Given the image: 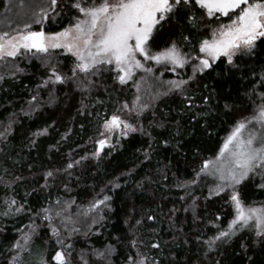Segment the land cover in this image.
Masks as SVG:
<instances>
[{
  "label": "trees",
  "instance_id": "1",
  "mask_svg": "<svg viewBox=\"0 0 264 264\" xmlns=\"http://www.w3.org/2000/svg\"><path fill=\"white\" fill-rule=\"evenodd\" d=\"M26 1L31 6L27 9L13 1L11 14L2 17L0 33L23 30L25 23L34 31L56 32L78 14L70 8L71 0H61L59 14L49 12V19L37 24L40 9H47L50 0H18ZM8 2L0 0V19ZM194 11L198 18L203 16L195 27L188 22L191 13L186 10L162 22L152 50L175 41L191 57L218 23L228 22L227 17L218 21L204 16L198 6ZM74 62L70 54L49 50V54L14 57L10 65L0 68V127L11 125L6 137L0 138V264H14L13 258L15 264H40L42 257L55 264L52 256L62 247L71 253L70 264H83L81 256L93 264L94 250L108 245L115 247L111 264H126L128 255L137 251L147 258L146 264L153 260L158 264H264V243L250 228L217 241L209 250L206 241L227 229L233 210L227 190L210 194V177L197 176L204 160L217 155L236 122L261 103L264 86L258 81L264 72V43L258 42L255 55L236 59L235 66L221 58L212 69L197 72L184 86L191 105L179 91H169L172 86L155 81L170 78L161 67L141 88L139 100V76L121 84L111 69L87 78L77 73L64 83L42 86L53 65L70 77ZM192 68L187 63L174 76L188 80ZM33 96L41 103L29 110ZM133 102L138 113L128 120L136 130L113 135L99 157L94 156L104 120ZM44 128L46 133L33 135ZM48 171L54 176L46 178ZM262 183L264 175L255 174L237 185L245 205L264 204ZM104 196L111 199L92 209ZM11 199L17 203L9 209ZM20 205L23 209L16 212ZM53 228L59 229L58 235H53ZM26 232L31 233L26 249H15L17 241L24 243ZM58 239L63 243L58 244ZM133 239L143 243L132 248ZM155 243L160 247H151Z\"/></svg>",
  "mask_w": 264,
  "mask_h": 264
},
{
  "label": "snow or ice",
  "instance_id": "2",
  "mask_svg": "<svg viewBox=\"0 0 264 264\" xmlns=\"http://www.w3.org/2000/svg\"><path fill=\"white\" fill-rule=\"evenodd\" d=\"M197 6L203 11L204 16L218 21L221 17H227L228 22L218 23L211 30V38L200 41L199 52L203 55L193 58L199 63L193 65V75L188 80L168 81L172 86L169 91H179L191 105L192 97L186 95L184 86L195 79L197 72L203 73L206 69H212L214 63L222 57L226 59L227 64L235 66L236 59L244 55H255L258 42L264 43V0H71L70 8L75 9L78 14L74 18L75 22L61 31L45 32L43 28L34 31L30 24L25 23L23 30H14V34L7 31L0 33V59L5 56L16 57L18 54L36 56L40 53L49 54L50 49H65L75 57L74 66L70 69L71 76L62 74L53 65L51 75L42 82V86L45 87L57 82L64 83L68 79L75 78L77 73L84 74L85 78L89 74L98 75L102 70H110L106 66H114L116 79L121 84H126L132 79L134 69L152 72V68L145 67L138 57L157 64H171L172 71H175L176 67L183 68L189 62V57L180 50L178 44L172 41L169 46L158 51L152 50V44L159 28L163 27L162 22L169 21L182 10L191 13L187 16V20L195 27L197 19H203V16L199 18L196 16L194 9ZM58 8L63 9L61 0H50L48 8H41L38 19L34 22L42 24L49 19V12L58 15L56 11ZM184 40H189V37L185 36ZM258 84L264 86V72L260 74ZM84 88L87 89L86 84ZM164 95H167V92ZM259 98L261 103L255 106L252 114L236 122L216 158L204 160L200 169V173L207 172L220 181L214 190L215 194L224 192L228 188L232 189L229 198L235 207V217L230 221L227 229L220 230L218 235L206 241L209 250L213 249L217 241L230 239L238 230L246 227H253L256 236L260 238L258 242L264 243V205L259 207L245 205L240 192L236 189L237 185L250 176L264 175V93H260ZM36 99V96L32 97L33 101ZM208 99L205 96L204 102L207 103ZM142 107L146 108L147 105ZM225 108H230V105L225 104ZM10 127L11 125L0 131V137H6ZM103 128L104 132L100 135L105 138L96 141L98 148L93 153L96 157H99L100 152L108 144V134L117 129L121 130V135L136 130L133 125L116 114L104 120ZM47 131L48 129L44 128L33 135H41ZM32 143L34 144L35 141ZM67 167L72 168L73 163H69ZM200 173H197V176ZM53 176V171L45 174L46 178ZM259 187L264 188V183ZM211 193H213L212 189H210ZM110 199L109 196H104L102 200H96L91 208L96 209L98 205H104ZM16 203L15 199H11L8 202L9 209ZM22 209L23 205H20L15 210L20 212ZM3 214L7 215L8 212ZM56 214L60 215L61 212L58 211ZM46 219L50 220L51 216H46ZM148 219L154 217L148 216ZM140 223L141 221H136V224ZM52 231L53 235L59 234L57 228H53ZM22 240L23 244L17 241L13 247L25 250L31 240V233H24ZM57 243L63 242L58 239ZM141 243L143 241L133 239L131 247L137 248ZM151 247L159 248L160 245L155 243ZM114 252L115 247L112 245L106 246L103 250H94L96 261L93 264H111L110 258ZM70 257L71 253L62 247L55 252L52 260L55 264H70ZM13 259L15 264V258ZM146 259L137 251L135 256L128 255L126 264H146ZM81 260L83 264H89L83 256ZM40 264H48V262L42 257ZM152 264L158 262L153 260Z\"/></svg>",
  "mask_w": 264,
  "mask_h": 264
},
{
  "label": "rangeland",
  "instance_id": "3",
  "mask_svg": "<svg viewBox=\"0 0 264 264\" xmlns=\"http://www.w3.org/2000/svg\"><path fill=\"white\" fill-rule=\"evenodd\" d=\"M13 1L14 0H9V2H8V6H7V8L4 10V12H3V14H2V16H1V19H0V22L1 23H5L4 21H3V18L2 17H7V16H9V14H11V12H12V10H11V8L13 7ZM17 3L20 5V7H22V8H24V9H27L28 7H31L30 6V4H28L27 3V1L25 2V3H20V2H18V0H17ZM75 22V21H74ZM73 22V23H74ZM1 25V24H0ZM68 27V26H67ZM61 31V30H60ZM10 34H14V32L13 33H10ZM211 38V33H210V35H209V37H208V39H210ZM54 50H56V51H61L62 53H66V54H70L71 56H72V54L71 53H69V52H67L65 49H62V48H59V49H50V51H54ZM197 55H203L202 53H200L199 52V47H198V51H197V53L195 54V55H193V56H191V57H189V62H188V64H190V65H194V64H198L199 63V61H197V60H195V59H193L195 56H197ZM17 56H20V54H18ZM16 56V57H17ZM74 57V56H73ZM139 59H141V61H142V63H144V65H145V67H148V68H152V72L151 73H148V72H145L143 69H134L133 70V77H132V79H130V80H128L127 82H129V81H131V80H133V78L135 77V76H139L138 78H139V80H138V82H140V83H142V84H138V87H136L137 89V91H138V97L139 98H141V93H142V91H141V88H146L147 86H148V82H146V81H150V80H152V78L154 77V75H151V74H153L155 71H154V69H156V68H158V67H161V68H165L166 70H167V72H169L170 73V78H168V79H164V80H160L159 78H155L156 80L155 81H157V82H163V85H164V87H170L171 85L168 83V81H173V80H178L174 75L177 73V71H178V69H181L180 67H176L175 68V71H172V68H173V65H171V64H164V63H161V64H157L156 62H154V61H144L143 60V58L142 57H138ZM223 58V57H222ZM74 59H75V57H74ZM12 61H14V57H7V56H5L4 58H2V59H0V68L2 67V68H4V66L5 65H10L11 64V62ZM106 67H108L109 69H111L113 72H114V74H115V76H116V71L114 70V66H106ZM185 67V66H184ZM7 69V68H6ZM11 69V68H10ZM1 72V71H0ZM3 72V71H2ZM1 72V73H2ZM156 73V72H155ZM118 81V80H117ZM119 82V81H118ZM120 83V82H119ZM143 84H144V86H143ZM147 84V85H146ZM162 84V83H161ZM140 85V86H139ZM145 85H146V87H145ZM139 90H140V92H139ZM39 103H41V101H39V100H37ZM38 102H36V101H34L33 103H32V105H29L28 104V109L29 110H32V109H34V107L36 106V103H38ZM43 102V101H42ZM39 103L37 104V106L39 105ZM45 104H47V102L45 103ZM127 104V107H125V104H123V105H121V107L117 110V112L115 113L116 115H119V116H121V118H122V120H125L127 123H129V120H128V118H129V116H130V114H132L133 112H136V113H138V110L137 109H135L134 108V105L136 106L137 104H135V102H133V104L131 103H126ZM36 108V107H35ZM27 109V108H26ZM27 109V110H28ZM110 119V118H109ZM132 125V124H131ZM133 127H134V125H133ZM135 128V127H134ZM5 129V127L4 126H1L0 127V130L1 131H3ZM103 132H104V128H103ZM130 131H128V133H129ZM113 135H119V136H121V130L120 129H117V130H115L113 133H110V134H108V143L109 142H111L110 141V138L113 136ZM1 138V137H0ZM103 138H105L104 136H102V138H100V139H103ZM97 148H98V145H97ZM219 153V152H218ZM218 153H217V155H218ZM216 155V156H217ZM216 156L215 157H213V158H211V159H209V160H214L215 158H216ZM201 174V176H203V177H210V180H211V188L210 189H212L213 190V192H214V190H215V188H216V185L218 184V183H220V181L218 180V178L216 177V176H213V175H211V174H208L207 172H205V173H200ZM237 187V186H236ZM227 191H228V193H229V196H230V193H231V191H232V189L231 188H228V189H226ZM230 204H231V207H232V210H233V217H232V219L235 217V207H234V204L231 202V200H230ZM249 206H257V207H259V206H261V205H264L263 203H255V204H248ZM231 219V220H232ZM246 228H250L253 232H254V234H255V236H256V230L253 228V227H246ZM27 233V232H26Z\"/></svg>",
  "mask_w": 264,
  "mask_h": 264
}]
</instances>
